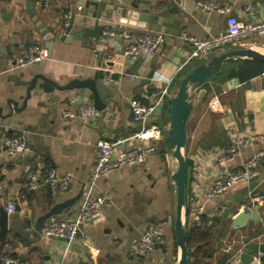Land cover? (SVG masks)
<instances>
[{
  "label": "crops",
  "instance_id": "obj_1",
  "mask_svg": "<svg viewBox=\"0 0 264 264\" xmlns=\"http://www.w3.org/2000/svg\"><path fill=\"white\" fill-rule=\"evenodd\" d=\"M82 1L51 0L50 5L44 8L34 0H0V131L7 136L19 137L18 133H22V138L30 143V149L25 148L23 153L14 155L7 154L0 143V216H7L9 227L23 224L26 230H31L37 219L53 205L70 199L76 200L57 216H75L83 195L88 191V181L98 153L97 143L126 138L128 140L117 150L141 145L132 138L139 127L132 120L130 101L153 103L165 89L167 97L164 98L162 114L149 123L167 127V101L176 91V82L181 81L192 64L200 62L194 61L178 70L176 60L182 61L190 51V46L178 36L185 33L204 39L225 29V18L205 11L197 5L198 1L228 6L243 22H256L264 15V0H114L113 5L107 4L106 10L128 9L136 4L139 10L148 9L150 14H157L177 4L181 11L187 9L189 13L186 19H183L184 13L178 14L181 22L179 31L167 28L161 33L165 35V42L155 53L141 54L134 59L123 57L124 48L138 37L156 33L152 27L122 26L121 41L101 39L94 48L89 46L92 39L85 43H66L57 38L48 47L41 33L52 27L61 35L62 24L67 23L73 14L75 21L79 22L82 18L78 5ZM247 4L252 6L249 13L244 12ZM30 6L34 7V17L30 16ZM116 23L115 16L110 21L99 22L114 34ZM39 24L41 29H38ZM102 30L106 31L105 28ZM124 35L129 38H124ZM261 38L245 40L211 55L236 49L264 55V38ZM33 44L47 50L46 59L23 67H15L8 62L22 56ZM139 60L141 66L135 72L133 67ZM227 63L222 64L219 71ZM150 71V83L141 85V80ZM22 72H39L58 85L87 78L102 82L108 88L111 103L104 110L96 111L90 121L82 122L65 116L73 107L52 105L39 91L32 94L24 109L10 114L9 100L21 107L20 95L24 94V90L15 87L10 77ZM214 76L205 82L212 86L210 91L204 88L205 83L189 91L192 109L182 150L186 162V198H196L204 209L205 227L211 230L210 258L205 262L240 264L242 239L248 237L250 241H261L264 236V204L256 201V197L264 196V156L251 179L235 181L222 195L212 196L211 189L214 181L224 174L240 171L253 152L264 151V141H255L251 146L240 147L238 154L220 160L222 151L230 144L232 132L264 133V71L245 81L238 78L210 81ZM68 97L70 101L75 100L73 96ZM84 101V104L88 103ZM173 162L176 164L172 156L163 151L161 142L158 151L143 164L112 170L91 187V195L105 197L109 205L102 209L98 220L81 228L75 240L41 238L37 241L33 235L25 239L8 227V231L0 235V256L15 259V264H178L180 252L174 238L175 187L171 180L175 172L171 170ZM49 171L58 178L70 175L64 193L52 196L47 187H28L29 173L44 176ZM227 196L238 200L248 197L251 204L246 202L245 205L251 209L259 205L258 222L248 220L244 228L231 229V218L223 216ZM9 204L14 207L11 213L7 211ZM184 220L186 225L183 217ZM153 224L161 227L165 244L154 249L147 258L138 257L133 245ZM85 244L98 252L86 249ZM248 264H264V253L253 255Z\"/></svg>",
  "mask_w": 264,
  "mask_h": 264
},
{
  "label": "built area",
  "instance_id": "obj_2",
  "mask_svg": "<svg viewBox=\"0 0 264 264\" xmlns=\"http://www.w3.org/2000/svg\"><path fill=\"white\" fill-rule=\"evenodd\" d=\"M41 7L50 5L51 0H34ZM197 5L207 12H215L225 18V29L218 35L204 39H197L191 35L181 33L178 38L190 46L187 56L181 61L176 60L178 70L183 69L194 61H201L209 55L222 51L228 46H236L241 42L254 39L256 37H264V15L256 22L248 23L238 19L228 6H220L212 2L198 1ZM252 10L251 4H247L244 12ZM264 12V2L262 4ZM67 16H65L66 18ZM114 35L111 31H104ZM128 39V35H124ZM165 42V35L161 33L147 34L138 37L129 43L123 50L124 58L129 56L138 57L141 54L155 53ZM48 56L47 50L38 45L29 46L22 56L16 59H10L8 62L15 67H23L30 64L39 63ZM167 97V91L161 90L159 98L150 104H140L136 101H130V114L132 120L138 125L139 129L133 134L132 138L139 144L138 147L125 150H117L119 146L124 144L128 139L117 138L113 140H101L97 143V156L91 170L88 181V191L83 195L80 208L75 216L71 218L53 216L43 221L41 225V233L44 238L55 237L62 238L65 241H73L77 238L81 228L95 222L102 215V209L108 207L109 202L103 196H92L91 187L101 178L106 177L112 170L122 167H135L143 164L148 157L155 154L163 141V131L167 127H160L150 124V120L157 118L162 114V106L164 98ZM96 114V110L91 104H84L78 107L76 112L67 111L65 116L68 118H78L82 122L90 121ZM255 141H264L263 134H243L232 132L229 146L222 151L220 160L230 158L239 152L242 146H251ZM148 142V144H144ZM0 143L9 155L21 154L25 151L23 138L18 136H7L0 131ZM264 156V151L253 152L244 162L240 171L236 173L224 174L216 179L211 189L212 196H218L226 193L229 187L238 180H249L255 175V169L259 160ZM70 175L66 174L61 178L55 176L51 171L44 176H40L36 172L27 175V185L30 189H37L41 186L47 187L52 196L64 193L70 182ZM256 201L264 204V196L256 197ZM252 210L250 207L247 208ZM13 205L7 207L8 213L13 212ZM204 215V209L200 206L194 196L186 198L185 216L188 225L198 224ZM264 243V236L261 240ZM165 244L164 235L159 225H150L147 230L133 245L134 253L141 258H147L156 246ZM86 249L98 252L97 249L84 245ZM261 255L258 253L257 256ZM3 264H15V261L9 258L1 259ZM259 261V257L257 258Z\"/></svg>",
  "mask_w": 264,
  "mask_h": 264
},
{
  "label": "water",
  "instance_id": "obj_3",
  "mask_svg": "<svg viewBox=\"0 0 264 264\" xmlns=\"http://www.w3.org/2000/svg\"><path fill=\"white\" fill-rule=\"evenodd\" d=\"M114 0H83L79 3V15L81 20L75 21V15H71L67 23L62 24L61 35L56 33L55 28H46L41 34L47 44L52 45V41L57 38L61 42L71 43L72 41H82L85 43L88 39H92L90 47L94 48L99 40H112L121 41V34L124 29L122 26L133 27L138 29L153 28V31L164 33L167 28L180 30L181 22L178 20V14H183V19H186L189 10H180L177 4L171 5L165 11L158 12L157 14H150L148 9H138V5L132 4L128 9H108L106 6L113 5ZM30 16L34 17V7H29ZM116 17L115 34L104 33L102 30L106 26L99 24L100 21H110L112 17ZM93 21V25H92ZM38 23V19L35 18ZM38 29L42 26L39 24ZM111 28V26H108ZM113 29V28H112ZM48 34V35H46ZM127 59H134L129 56ZM238 59H248L259 62H264V55L261 53L253 52L246 49H236L232 51L223 52L219 55H209L202 61L192 64L189 67L188 73L181 79L174 95L168 99L166 124L167 129L163 131L162 148L165 153H169L177 164L175 172L171 176V180L175 187V217H174V238L177 248L180 252L178 264H188V250L186 247V234H185V204H186V162L182 154V150L186 143V124L189 113L192 109V104L189 101V91L195 87L203 85L210 77L215 75L222 64ZM141 61H137L134 65L135 72L140 68ZM152 72L141 80V85L150 83V76ZM15 87H20L24 91L20 95L22 99L21 107H17V103L9 100L8 108L10 114L19 112L25 108L26 102L32 96L41 91L47 96V101L55 106L73 107L76 112L78 107L84 105V100L91 104L96 111H102L107 104L111 103L110 93L104 83H97L93 79H76L72 80L66 85H58L57 83L47 79L39 72H22L17 76L10 77ZM68 96H73L74 101H70ZM1 116V115H0ZM22 138V133H18ZM24 141L25 148L30 149V143ZM248 197L245 200L232 199L227 196L225 202V209L223 216L231 218V229L238 230L244 228L246 222H258L257 213L261 207L254 205L252 210H248ZM76 199H70L62 203L53 205L44 215L39 217L31 230H26L25 225L12 224L8 225L7 216H0V235H4L10 229L16 230L23 237L35 236L36 240L44 238L41 233V225L43 221L53 216L62 214V212L72 205ZM248 205H245L247 204ZM250 202V201H249ZM243 207V209H241ZM47 239L65 241L62 238L49 237ZM243 246L239 249V262L240 264H248L252 261L253 255L264 253V243L258 240L250 241L248 237L242 239ZM160 247V246H159ZM158 246L155 247L157 249Z\"/></svg>",
  "mask_w": 264,
  "mask_h": 264
},
{
  "label": "trees",
  "instance_id": "obj_4",
  "mask_svg": "<svg viewBox=\"0 0 264 264\" xmlns=\"http://www.w3.org/2000/svg\"><path fill=\"white\" fill-rule=\"evenodd\" d=\"M236 69V70H235ZM264 71V63L253 60H238L227 63L217 72L210 81H223L228 78H238L240 81L249 80L250 78L260 75ZM204 88L207 91L212 89L209 83H205ZM205 218L202 216L198 224L188 225L186 220L185 234L186 247L188 250V264H210L205 260L210 258L211 230L205 227ZM9 258L8 256H0L1 259Z\"/></svg>",
  "mask_w": 264,
  "mask_h": 264
},
{
  "label": "rangeland",
  "instance_id": "obj_5",
  "mask_svg": "<svg viewBox=\"0 0 264 264\" xmlns=\"http://www.w3.org/2000/svg\"><path fill=\"white\" fill-rule=\"evenodd\" d=\"M262 38H264V37H262ZM261 38V39H262ZM180 80V79H179ZM179 80L176 82V84H175V90L177 89V87H178V84H179ZM191 91V90H190ZM175 169H176V164L173 162V168L171 169L172 170V172H174L175 171Z\"/></svg>",
  "mask_w": 264,
  "mask_h": 264
}]
</instances>
